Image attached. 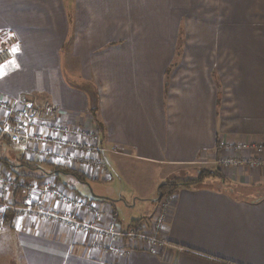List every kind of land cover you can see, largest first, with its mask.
<instances>
[{"label":"crops","instance_id":"0c3cea01","mask_svg":"<svg viewBox=\"0 0 264 264\" xmlns=\"http://www.w3.org/2000/svg\"><path fill=\"white\" fill-rule=\"evenodd\" d=\"M0 31L18 46L0 68V100L49 102L61 123L97 129L108 163L57 164L0 140V264H264V168L219 164L257 157L238 146L264 145V0H0ZM35 162L50 171L20 173ZM190 166L224 180L171 196L162 244L127 237L136 223L121 221L111 198L126 197L113 193L135 177L152 194L164 184L154 171ZM72 178L107 183L110 197L84 198ZM48 187L87 206L50 198ZM29 198L98 229L116 218L120 252L103 249L96 230L18 216Z\"/></svg>","mask_w":264,"mask_h":264},{"label":"built area","instance_id":"2783aa9c","mask_svg":"<svg viewBox=\"0 0 264 264\" xmlns=\"http://www.w3.org/2000/svg\"><path fill=\"white\" fill-rule=\"evenodd\" d=\"M17 42L15 36L10 31H0V68L4 67L14 60L17 50ZM0 140H5L13 145L18 146L24 155L42 156L53 163L57 164H80L95 169H104L108 166L107 161L102 160V155L107 151L101 146L100 132L96 130L74 129L65 125L59 120L58 110L49 102L38 105L29 97L23 95L15 100H0ZM238 149L253 150L257 157L252 160H235L224 159L219 162L225 167H253L264 168V145H241ZM46 196L55 198L63 204L84 209L87 204L84 200L74 199L70 195L54 189L47 188ZM171 198V197H170ZM170 198L165 200L164 207L168 208ZM3 216L0 219V227L5 225L4 212L8 207L4 204L0 205ZM18 216L28 215L31 217L40 216L47 219H53L64 223V225L88 232L96 230L99 234H107L114 236L116 241L122 234L119 228L111 230L98 229L92 225L84 224L73 218L71 215L64 216L47 213L42 206H34L29 198L25 206L14 208ZM89 211L95 219H99L102 215L98 208L90 207ZM166 211V213H165ZM167 211L164 210L157 219L156 228L161 231L166 221ZM135 236V237H134ZM140 242L147 241L153 246L160 245L161 241L152 237L130 235ZM162 244V243H161ZM113 248H115L113 250ZM112 252H120V249L113 247Z\"/></svg>","mask_w":264,"mask_h":264},{"label":"rangeland","instance_id":"374dc122","mask_svg":"<svg viewBox=\"0 0 264 264\" xmlns=\"http://www.w3.org/2000/svg\"><path fill=\"white\" fill-rule=\"evenodd\" d=\"M2 146L6 148L7 152L10 151L11 149L10 147L7 146L5 142L2 143ZM16 158H17V153H16ZM12 162L14 166L18 165L16 160ZM38 164L39 163L37 162H35V164L30 163L27 167L23 169H19V171L20 173L23 171L27 175H31L35 177L43 175L44 173H46L45 171H48V172L50 171L49 170L50 168L48 166L38 165ZM203 168H206V167L190 166V167H184V169L167 167V168H161L159 172L154 171L153 173L154 174L157 173L154 179L159 181L160 183L159 186H160L162 183H165L167 180H170V179L188 178V177L194 178L197 175V171L200 169L202 170ZM70 179L71 178L62 177L61 181H63L64 183H69V181L67 180H70ZM72 179L75 182V189L79 191V193H81V195L84 198L86 197L92 198L98 194L102 195L104 199H108V197H110V196H107L109 194V192L106 191L107 186H105V184L107 183H97L90 179H87L85 183H82L76 178H72ZM142 181L143 180L141 178L134 177L133 182H132V179L130 180V183L132 184L131 186L123 187L121 185L119 187V190L113 193L112 197H116V195H118L119 193H123V195H125L126 197L125 201H121L119 200V198H111V201H112L111 203L116 207L118 214L120 215L121 221H123L124 224L133 223L135 221H141V223L136 224V228H134L133 232H131L127 237H129L132 234L133 235L136 234V236L142 235L146 237H152L158 240L159 230L156 228L157 219L159 218V216L164 210H167V208L164 207V203H166L167 201L166 202L162 201L160 203L158 202L157 204L156 202L160 198L159 189L156 190V192H153L152 194H150V191L147 192L144 184L143 186H141ZM211 182L212 181L207 178L203 187L211 186V184L214 185ZM135 185H139L138 188ZM148 221H149V224H147ZM111 225H113V229L117 230L118 226H116V218H113ZM111 225L106 227V229L104 230H111L112 229ZM4 226H6V224L2 225L0 228ZM118 232L122 234V237H120L118 241L125 238L124 236L125 234L123 233L121 229H119ZM134 237H129V238L132 240H136ZM99 238L102 240H106V241H103L104 242L103 249H106L109 252H112L115 249L113 248V247H116L114 246V242L116 241L114 236L107 235V234H102V235L99 234Z\"/></svg>","mask_w":264,"mask_h":264},{"label":"trees","instance_id":"16d2710c","mask_svg":"<svg viewBox=\"0 0 264 264\" xmlns=\"http://www.w3.org/2000/svg\"><path fill=\"white\" fill-rule=\"evenodd\" d=\"M78 178L80 175L77 174ZM218 178L224 180V176L220 171H214L211 169H202L197 171L196 177H188V178H175L166 181L162 184L159 189L160 198L158 202L165 201L169 199L171 196L175 195L180 189H196L203 187L206 179ZM135 223H141V221H135Z\"/></svg>","mask_w":264,"mask_h":264}]
</instances>
